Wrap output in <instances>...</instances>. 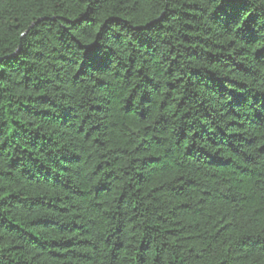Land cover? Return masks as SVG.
Segmentation results:
<instances>
[{
  "label": "trees",
  "instance_id": "obj_1",
  "mask_svg": "<svg viewBox=\"0 0 264 264\" xmlns=\"http://www.w3.org/2000/svg\"><path fill=\"white\" fill-rule=\"evenodd\" d=\"M0 264H264V0H0Z\"/></svg>",
  "mask_w": 264,
  "mask_h": 264
}]
</instances>
